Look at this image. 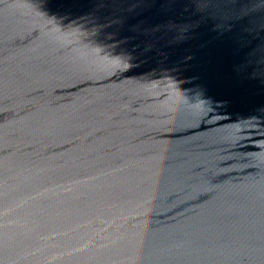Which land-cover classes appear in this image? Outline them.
Wrapping results in <instances>:
<instances>
[{"label":"water","instance_id":"water-1","mask_svg":"<svg viewBox=\"0 0 264 264\" xmlns=\"http://www.w3.org/2000/svg\"><path fill=\"white\" fill-rule=\"evenodd\" d=\"M0 264H264V0H0Z\"/></svg>","mask_w":264,"mask_h":264}]
</instances>
